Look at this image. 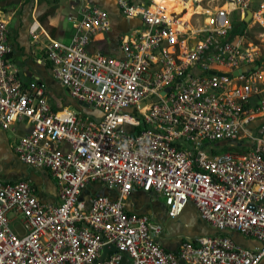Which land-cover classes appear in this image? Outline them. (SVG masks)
Returning <instances> with one entry per match:
<instances>
[{
  "label": "built area",
  "instance_id": "2783aa9c",
  "mask_svg": "<svg viewBox=\"0 0 264 264\" xmlns=\"http://www.w3.org/2000/svg\"><path fill=\"white\" fill-rule=\"evenodd\" d=\"M74 1L67 43L38 24L29 33L32 41L46 38L55 79L100 113L94 120L54 110L44 83L19 79L0 17V130L23 129L12 150L57 188L49 203L30 181L0 179V264L263 262L264 70L243 37H233L228 11L238 4L192 30L180 29L181 16L166 15L154 0H115L124 18L140 22L119 36L120 58L92 52L111 29L108 12ZM138 193L162 200L169 220L191 205L213 234L166 250L163 224L128 208ZM234 235L253 246L238 245Z\"/></svg>",
  "mask_w": 264,
  "mask_h": 264
},
{
  "label": "rangeland",
  "instance_id": "374dc122",
  "mask_svg": "<svg viewBox=\"0 0 264 264\" xmlns=\"http://www.w3.org/2000/svg\"><path fill=\"white\" fill-rule=\"evenodd\" d=\"M92 1L94 2L96 0ZM110 1L113 2V0ZM158 1L159 0H154L155 3ZM231 2H235L239 6V10L236 11L235 7L231 4L229 7V9H231L228 11V13H230L231 22L234 25L233 37H243V43H245L244 48L248 49L254 57V66L264 70V0H188V9L178 4H173L168 8V15L170 13H175L181 16L180 20H182L184 16L189 15V11H192L193 14L190 16L186 26L191 24L192 28H190L196 30L203 24V19L208 16L209 13H214L217 9L226 8V4ZM38 3L41 12L44 11V15L41 18L42 14L39 12L36 17H38L39 22L47 31L52 32L53 36L58 38L62 26L66 30L64 24L68 23L66 18L69 10L66 0H60L59 2L55 0H49V2L48 0H38ZM109 5V10L114 13V5L112 3H109ZM20 21L19 18H13L8 27L9 30H13V27ZM119 25L120 26L117 25L116 28L134 27L133 22L129 21H120ZM68 27L70 26L67 25V29ZM109 46H111V44H104L102 47L107 51L106 49L109 48ZM45 73V85L48 89L47 98L49 99V104L53 106L56 111L62 110L63 104L69 101L67 92L58 84L50 68H46ZM80 111L83 116H88L91 120H94L100 115L99 112L84 108L83 106H80ZM22 134L23 129L21 128H18L14 135L11 131L6 132L0 130V178L16 180L26 172L25 169L20 167L12 150L13 143L19 139ZM206 150H208V148ZM225 151L226 149H221L218 152L224 153ZM45 186L47 185L45 184ZM50 188L51 187H49V189ZM100 195L112 196L105 190L100 191ZM142 195L143 194L138 193L131 202L133 205L139 204L141 210L151 205L147 200L142 201ZM146 210L154 212L156 218L163 222L166 229L164 230L165 233L162 238V243L165 248H174L176 244L182 240H190L195 237L210 236L213 234L211 228L200 219L196 210L190 205L187 206L184 212L175 220H169L165 217L162 211L161 200L156 201L155 204L149 206ZM11 227L13 230H20V224L18 222L12 224Z\"/></svg>",
  "mask_w": 264,
  "mask_h": 264
},
{
  "label": "crops",
  "instance_id": "0c3cea01",
  "mask_svg": "<svg viewBox=\"0 0 264 264\" xmlns=\"http://www.w3.org/2000/svg\"><path fill=\"white\" fill-rule=\"evenodd\" d=\"M55 1L59 2L60 0H55ZM96 1H94V2L92 1V2L100 5L101 7H103L108 12L110 22H111V29L106 34L98 35L95 38V41L98 43L93 44L92 52L99 51V52H103L105 54H110L112 56H116V57L121 58L123 56V54L120 50L119 36L123 33H127V32H130V31L138 28L140 26V22L138 20H135V19L124 18L120 14V12L116 6L115 0H113V2L110 0H96ZM48 2H49V0H48ZM66 3H67L68 10H69L68 14H70L71 13V6L75 3V1L74 0H66ZM109 3H112L115 7L114 13H112L111 10H109V7H110ZM39 12H40V14H42V16H41V18H42L44 15V11L41 12V8L39 7L38 0H0V17L4 18L8 22L9 25H10L11 21L13 20V18H19L21 20L20 22H18L13 27V30H9V28H8V31H9V40H10V42L13 45L14 50H15V53L11 55V59H12L14 66L18 70L19 79L24 84H27L29 81L34 80V79H38L40 82L45 84V78H46L45 69L50 68L53 72L52 64L46 60L45 46L48 44L47 40L44 36L41 35V36H39L37 41H32V38H31L30 33H29V29H30L31 25L33 23L35 25H37V24L40 25L49 34L50 38L57 40V41H61L63 43H67L69 41L72 33H73L72 27L68 23H66L70 27H68V29H67V25L64 24L66 26V30L62 26L61 32H59V37L55 38L53 36V33L50 31H47L44 28V26L39 22L38 17H36L37 13H39ZM120 21L133 22L134 27L133 28H130V27H128V28H116L117 25L120 26L119 25ZM9 25H8V27H9ZM104 44H111V46L112 45L113 46H112V48H111V46H109V48L106 49L107 51H105L102 47ZM62 88L65 89L64 87H62ZM46 89H47V86H46ZM65 91H66V89H65ZM47 95H48V89H47ZM67 95H68L69 101H68V103L63 104L62 110L71 109V110L76 111V112L80 111L81 105H79L77 102L72 100L70 98L68 92H67ZM48 102H49V99H48ZM51 107L53 108V106H51ZM53 109L55 110V108H53ZM62 110H58V111H62ZM18 128L19 127H17L15 129V132H11V133L14 135ZM23 134H24V132H23ZM16 141L13 143V146L16 143ZM13 146H12V148H13ZM13 153H14V151H13ZM14 155L16 156L15 153H14ZM16 159H17L20 167H22L23 169L26 170L24 175L20 176L16 180H9V179H5V178H0V179L4 180V181H18V180L30 181L31 183H33L38 188L40 195H41V199L43 202L54 203L56 201L57 188H56L55 182L51 179L50 175L44 170L34 169L32 167H29V166L22 164L18 160L17 156H16ZM45 184L47 186H45ZM49 187H51V188L49 189ZM137 195L138 194H135L132 196V198L130 199V202H129L130 205L128 204L129 205L128 208L130 210L138 212V213L150 214L157 221L161 222L160 220H158L156 218V215L154 212H150V211L146 210L149 206H152L158 200H153L149 197H146L145 195H142L143 196L142 201L147 200L148 203L151 204V205L144 207V209H142L143 210L142 211L139 207V204H134V205L131 204L132 199H134V197ZM137 207H138V209H137ZM162 211L165 214V208L163 205H162ZM161 223L163 224V222H161ZM163 227H164V225H163ZM165 229L166 228L164 227V230ZM164 233H165V231L163 232V234L161 236L162 246H163L162 238L164 236ZM231 238L233 241H235L238 245H240L242 247L251 248L253 246V243L251 241H249L246 238H243L241 236H235L234 235V236H231ZM182 241L177 243L174 248H165L164 246H163V248H165L166 250H169V251H175ZM260 264H264V261L261 262Z\"/></svg>",
  "mask_w": 264,
  "mask_h": 264
},
{
  "label": "bare ground",
  "instance_id": "6f19581e",
  "mask_svg": "<svg viewBox=\"0 0 264 264\" xmlns=\"http://www.w3.org/2000/svg\"><path fill=\"white\" fill-rule=\"evenodd\" d=\"M156 4L162 5V7L165 9L166 15H168V8L170 5L178 4L179 6H182L186 9L189 8L188 6V0H159ZM193 14L192 11H189V15L184 16L182 20L179 22L181 23L180 27L181 29H184L183 26L187 24V22L190 19V16ZM230 14V13H228Z\"/></svg>",
  "mask_w": 264,
  "mask_h": 264
},
{
  "label": "water",
  "instance_id": "95a60500",
  "mask_svg": "<svg viewBox=\"0 0 264 264\" xmlns=\"http://www.w3.org/2000/svg\"><path fill=\"white\" fill-rule=\"evenodd\" d=\"M245 21H246V19H245ZM247 22V21H246ZM211 74H212V72H210ZM166 91H170V88H168V89H166ZM135 112V111H134ZM114 250V248L112 247L111 248V251H113ZM107 252V247H104L103 248V253L105 254ZM125 259H123L122 261H124Z\"/></svg>",
  "mask_w": 264,
  "mask_h": 264
},
{
  "label": "trees",
  "instance_id": "16d2710c",
  "mask_svg": "<svg viewBox=\"0 0 264 264\" xmlns=\"http://www.w3.org/2000/svg\"><path fill=\"white\" fill-rule=\"evenodd\" d=\"M244 24V23H243Z\"/></svg>",
  "mask_w": 264,
  "mask_h": 264
}]
</instances>
